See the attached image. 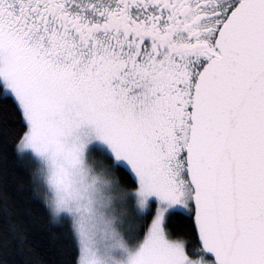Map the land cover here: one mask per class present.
Wrapping results in <instances>:
<instances>
[{"label": "snow or ice", "instance_id": "obj_1", "mask_svg": "<svg viewBox=\"0 0 264 264\" xmlns=\"http://www.w3.org/2000/svg\"><path fill=\"white\" fill-rule=\"evenodd\" d=\"M0 264H264V0H0Z\"/></svg>", "mask_w": 264, "mask_h": 264}]
</instances>
